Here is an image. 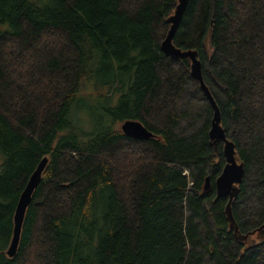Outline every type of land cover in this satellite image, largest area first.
<instances>
[{
    "label": "trees",
    "instance_id": "trees-1",
    "mask_svg": "<svg viewBox=\"0 0 264 264\" xmlns=\"http://www.w3.org/2000/svg\"><path fill=\"white\" fill-rule=\"evenodd\" d=\"M176 3L0 0V264H264V239H238L216 197L223 143L190 60L161 50ZM173 44L197 51L243 162L231 212L247 234L264 223V0H189ZM87 98L108 122L85 126Z\"/></svg>",
    "mask_w": 264,
    "mask_h": 264
},
{
    "label": "water",
    "instance_id": "water-1",
    "mask_svg": "<svg viewBox=\"0 0 264 264\" xmlns=\"http://www.w3.org/2000/svg\"><path fill=\"white\" fill-rule=\"evenodd\" d=\"M188 1L189 0H177L173 12L167 17L166 22L169 24V28L164 39L161 42V50L166 55H169L171 57H186L190 60V74L199 82L203 94L208 98L212 106L213 115L211 119V127L209 130V138L214 145L219 141L223 143L222 152L225 161L221 173L215 179V191L216 197L227 198L225 213L228 220L229 229L233 230L235 236L241 240H246L249 235L255 236L258 240H263L264 223L247 234H240L238 231L237 225L232 216L231 203L237 196L239 184L243 179V162L239 160L233 141L226 137L224 128L221 125L219 108L202 78L201 64L199 58L197 57V51L195 49H181L173 44V36L181 21ZM120 130L124 135L134 139H146L152 136V133L149 130H147L138 120L134 119H125L124 121H122L120 124ZM46 163L47 157H43L29 176L26 185L19 196L13 217L14 226L12 237L9 247L6 251L9 256H13L15 254L25 210L31 200L32 192L40 181L41 173ZM208 187L209 179L207 177L204 184V190H207Z\"/></svg>",
    "mask_w": 264,
    "mask_h": 264
},
{
    "label": "rangeland",
    "instance_id": "rangeland-1",
    "mask_svg": "<svg viewBox=\"0 0 264 264\" xmlns=\"http://www.w3.org/2000/svg\"><path fill=\"white\" fill-rule=\"evenodd\" d=\"M87 102L84 101V104H88L87 107L85 108V111L82 114L85 126L87 127H92L93 124H96L97 122H108L110 120V118L108 117H102L100 112H97L94 110V107H92L90 104L92 102L91 98H87L86 99ZM89 102V103H88ZM118 115H120L119 113H117ZM120 120L116 121V126L120 127ZM0 161H1V157H0Z\"/></svg>",
    "mask_w": 264,
    "mask_h": 264
}]
</instances>
